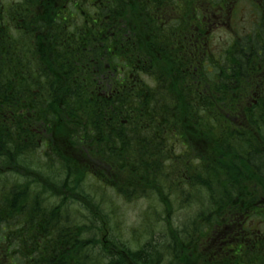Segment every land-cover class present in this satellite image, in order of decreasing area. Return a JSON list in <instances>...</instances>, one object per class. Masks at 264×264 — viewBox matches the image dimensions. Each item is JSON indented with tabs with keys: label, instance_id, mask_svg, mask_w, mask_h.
<instances>
[{
	"label": "trees",
	"instance_id": "16d2710c",
	"mask_svg": "<svg viewBox=\"0 0 264 264\" xmlns=\"http://www.w3.org/2000/svg\"><path fill=\"white\" fill-rule=\"evenodd\" d=\"M243 1H0V99L26 110L0 117V264H264V0L209 32ZM91 180L158 199L162 231L132 249Z\"/></svg>",
	"mask_w": 264,
	"mask_h": 264
},
{
	"label": "rangeland",
	"instance_id": "374dc122",
	"mask_svg": "<svg viewBox=\"0 0 264 264\" xmlns=\"http://www.w3.org/2000/svg\"><path fill=\"white\" fill-rule=\"evenodd\" d=\"M246 1V2H245ZM239 2L238 14L231 20L230 25L226 28H221L217 30L214 34L212 48H218L226 43V38L230 37V34L242 33L247 29L250 24V3L248 0ZM225 14V13H224ZM255 17L254 13L252 14ZM229 34V35H228ZM41 162L43 159L42 155L36 156ZM27 162L31 165L38 163L36 160L27 158ZM37 159V158H36ZM43 171V170H42ZM46 176H53V174H45ZM53 180L50 179V182ZM89 191L90 195L94 197V200L102 204V209L106 212L108 219L110 218L109 226L113 230L121 233V239L125 242L129 241L134 245H130L134 249L135 245L139 243L140 246L146 242L155 233V237L159 231H162V221L161 217L163 213H168L164 205L159 203L158 199L155 197L130 200L127 201L123 198L117 196L108 187H106L102 182H97V180H91L85 192ZM56 194V192H54ZM58 199L53 198L52 203H55ZM77 206V204H75ZM191 211L187 209L178 210L174 208L171 213V219L174 221L175 225L178 220L185 218L190 214ZM156 226L153 228V232L150 234L146 233V229L149 228V224ZM136 237V241L134 237ZM136 243H135V242Z\"/></svg>",
	"mask_w": 264,
	"mask_h": 264
},
{
	"label": "flooded vegetation",
	"instance_id": "af4514ba",
	"mask_svg": "<svg viewBox=\"0 0 264 264\" xmlns=\"http://www.w3.org/2000/svg\"><path fill=\"white\" fill-rule=\"evenodd\" d=\"M1 2L5 3L6 5L10 6L12 4H15V3H19L18 1L19 0H0ZM218 22H221L222 24H224L223 21H219L217 18H216V21L213 22V26H216V23ZM9 106L6 105L4 103V100L3 99H0V117L2 116L3 119L5 120H9V121H15V120H19L22 124L23 122L25 121V114H26V110L25 108H21L19 109L18 111H15V110H9L7 109ZM10 117V118H9ZM11 117H15L14 119H11ZM32 133L35 135V139L37 140V151L39 152L38 154H41V152H43V148H42V137H41V133L38 132V131H32ZM67 139V135H65V140ZM46 141V144H50L52 145L53 142L55 141V137L52 133H50L48 136H47V139L45 140ZM93 197V196H92ZM94 198V197H93Z\"/></svg>",
	"mask_w": 264,
	"mask_h": 264
}]
</instances>
